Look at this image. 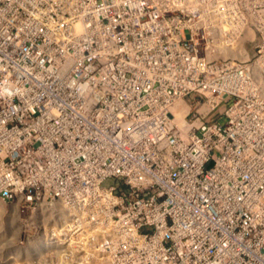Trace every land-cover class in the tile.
Returning a JSON list of instances; mask_svg holds the SVG:
<instances>
[{
  "label": "built area",
  "instance_id": "1",
  "mask_svg": "<svg viewBox=\"0 0 264 264\" xmlns=\"http://www.w3.org/2000/svg\"><path fill=\"white\" fill-rule=\"evenodd\" d=\"M1 205L17 242L264 264V0H0Z\"/></svg>",
  "mask_w": 264,
  "mask_h": 264
},
{
  "label": "rangeland",
  "instance_id": "2",
  "mask_svg": "<svg viewBox=\"0 0 264 264\" xmlns=\"http://www.w3.org/2000/svg\"><path fill=\"white\" fill-rule=\"evenodd\" d=\"M5 211L6 208L1 205L0 264H133L130 260V251L117 254L118 257H116L115 241L104 245L92 242L90 239L95 236L93 232L76 236L73 241L77 242L73 245L65 243L51 244L49 242L31 243L27 239L17 242L6 235L3 236L1 232L3 231L1 222L6 220L1 219ZM12 227L9 229L11 230ZM80 241H83V243L78 244ZM117 252L120 253V251ZM125 253L127 254L124 255ZM133 258L135 257L133 256Z\"/></svg>",
  "mask_w": 264,
  "mask_h": 264
},
{
  "label": "bare ground",
  "instance_id": "3",
  "mask_svg": "<svg viewBox=\"0 0 264 264\" xmlns=\"http://www.w3.org/2000/svg\"><path fill=\"white\" fill-rule=\"evenodd\" d=\"M255 3L258 4V1H256ZM90 215H96V214H90ZM113 224H114V222H111L110 225H107V224H106L104 227H105V228H106V227H110V226H112ZM117 236L120 237V235H117ZM75 237H76V236H74L73 239H75ZM87 239H88V237L85 239L86 242H87ZM78 240H79V239H78ZM88 242H90V241H88Z\"/></svg>",
  "mask_w": 264,
  "mask_h": 264
}]
</instances>
